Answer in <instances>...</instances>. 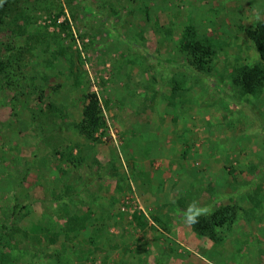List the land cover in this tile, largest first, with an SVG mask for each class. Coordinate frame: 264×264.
Segmentation results:
<instances>
[{
  "label": "rangeland",
  "instance_id": "1",
  "mask_svg": "<svg viewBox=\"0 0 264 264\" xmlns=\"http://www.w3.org/2000/svg\"><path fill=\"white\" fill-rule=\"evenodd\" d=\"M13 3L28 19H0V264H264V89L233 83L259 63L244 30L264 0ZM187 26L215 52L205 75L179 50ZM90 93L104 124L88 140ZM157 189L175 204L154 208ZM227 205L220 242L192 232Z\"/></svg>",
  "mask_w": 264,
  "mask_h": 264
},
{
  "label": "trees",
  "instance_id": "2",
  "mask_svg": "<svg viewBox=\"0 0 264 264\" xmlns=\"http://www.w3.org/2000/svg\"><path fill=\"white\" fill-rule=\"evenodd\" d=\"M13 1L14 0H0V19L1 15L7 17L8 15L16 13L14 12V5L16 4L13 3ZM17 15L22 17L21 19H28L23 15V11H17L15 14L16 18ZM59 15L60 14L55 15L53 23H55ZM244 33L254 46L258 55L259 63L252 66H242L236 69L233 83L245 94L258 96L264 89V21L255 22L246 28ZM179 50L187 57V68H189L194 76H197L196 73L205 75L210 72L215 52L209 43L197 38L196 32L192 26H187L182 32ZM8 61H10V59L6 60V62ZM1 66L2 63H0V68ZM85 98L87 102L81 110V120L76 125V128L83 137L90 140L93 139L94 134L103 127L104 122L96 95L90 93L87 94ZM256 121L257 120L255 119L254 123ZM259 128L262 129L261 131L264 135V127L259 124ZM235 215L236 212L234 208L227 205L218 208L209 216H192L188 220V223L195 235L198 237H206L210 241L216 243L221 241L220 237L217 236V231L231 225L235 220ZM80 221L82 222L83 219H80L78 216H71L68 224L71 225L70 223L73 222L75 227L72 230H74L77 227L76 225L80 226Z\"/></svg>",
  "mask_w": 264,
  "mask_h": 264
},
{
  "label": "crops",
  "instance_id": "3",
  "mask_svg": "<svg viewBox=\"0 0 264 264\" xmlns=\"http://www.w3.org/2000/svg\"><path fill=\"white\" fill-rule=\"evenodd\" d=\"M160 161H162V160H160ZM166 169H168L167 165L164 166L163 163L160 164V167L158 168V173L156 174L157 177H160V175H165ZM173 172H174V170H173ZM154 192H156L155 195H154V201L152 202V205H153L154 208H161V207H163L165 205L171 207L172 204H175V202H173L174 195L170 194L169 191H162V190H158L157 189V191H154ZM178 241L180 243L184 242L183 240L181 241L179 239H178ZM207 255L208 254H204V253L203 254L202 253L199 254V253H197V254L193 255V256L196 257L195 258V257H193L191 255L187 256V255L181 253V254H179L180 258H178L179 259V263L178 264H186V262H189L187 264H190V263H192V264L193 263L194 264H203L204 261L208 260L207 257H205ZM213 260L219 261V260H224V258H223V256L221 254L216 253L214 258H213ZM226 260H227V258H226ZM249 260H250V262H252V258H249Z\"/></svg>",
  "mask_w": 264,
  "mask_h": 264
},
{
  "label": "built area",
  "instance_id": "4",
  "mask_svg": "<svg viewBox=\"0 0 264 264\" xmlns=\"http://www.w3.org/2000/svg\"><path fill=\"white\" fill-rule=\"evenodd\" d=\"M102 140L103 141L109 140V145H111V147L119 148L117 137H116L114 131L112 130V128H110V127L107 129V136H104L102 138Z\"/></svg>",
  "mask_w": 264,
  "mask_h": 264
}]
</instances>
